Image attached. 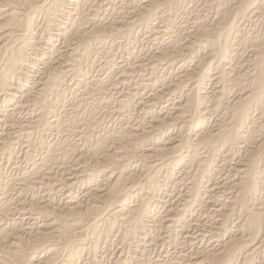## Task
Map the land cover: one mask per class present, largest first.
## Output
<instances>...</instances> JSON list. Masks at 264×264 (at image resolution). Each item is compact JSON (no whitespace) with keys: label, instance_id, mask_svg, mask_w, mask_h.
Instances as JSON below:
<instances>
[{"label":"bare ground","instance_id":"bare-ground-1","mask_svg":"<svg viewBox=\"0 0 264 264\" xmlns=\"http://www.w3.org/2000/svg\"><path fill=\"white\" fill-rule=\"evenodd\" d=\"M127 1L117 6L124 9L122 14L107 20L105 15L99 16L104 2L95 1L93 5L92 0H0V94L14 99L20 93L21 99L12 102L11 111L27 107L29 113H34L15 133L7 135L4 128L0 129V160L5 155L11 160L17 146L14 142L22 135L28 139L39 129L53 128L62 135L68 132L77 137L73 142H66L65 137L61 139L66 140L63 143L50 142L45 153L36 154L41 155L14 175H4L0 167V264H78L84 260L85 264H98L100 258L104 261L107 257H101L103 250L109 251L114 244L121 252L112 264L121 262L123 250L136 258L137 264H264V0ZM175 5L190 8L187 19L173 20L171 11L175 12ZM204 11L213 13L208 16ZM40 15L46 19L47 31L56 30L54 34L62 40L64 53L58 52L60 47L55 44L57 52L49 47L51 57L40 67L34 64L36 67L30 69L33 56L26 50L33 40L25 33H34ZM244 26H249L247 32ZM139 30L147 32L150 46L153 44L146 53L141 50L143 57L130 47L134 52L128 51L129 58L121 54L125 59L118 66L111 70L109 66V71L98 79L86 80L83 65L95 58L91 49H112L114 38L137 41ZM41 36L46 38L45 34ZM91 42L100 45L88 48ZM201 49H206L201 51L205 54L199 53ZM178 62L181 70L175 72L172 83L160 82L159 71L173 70ZM30 72H34L35 79H30ZM66 79L81 86L80 94H76L97 95L103 107L108 106L111 96L119 95L114 96L115 106L109 104L110 108L104 110L109 116L114 112L123 115L119 126L109 131L101 118L103 126L98 124L99 119L92 123L81 118L87 110L82 113L81 104L73 101L76 95L62 100L63 87L70 88L66 85L70 80L65 84ZM175 89L180 92L178 96ZM139 90L148 95L145 101L137 100L135 104L142 110V117L149 118L147 124L133 122L127 115L135 106V99L130 97H137ZM163 101L166 105H162ZM7 105L10 104L6 102ZM77 108L81 112L74 119L75 115L70 116ZM165 109L168 116L163 113ZM212 114L215 116L209 124L212 117L208 116ZM64 116H68L66 123ZM81 125L88 128L86 132H81ZM171 126L175 133L160 136L162 129ZM81 143L83 151H78ZM229 160L234 162L224 168ZM86 161H90L89 166L84 165L79 175L76 166ZM135 162L139 166L133 169ZM91 176L101 177L99 184L83 190L82 199H78L76 193L72 194L74 183L88 181ZM167 183L173 187L174 194L166 191L174 195V201L169 200L161 212L159 208L164 203L159 192ZM36 187L41 191L37 192ZM21 191L30 195L24 198ZM48 191L62 196L65 202L49 198ZM14 193H18L15 204L9 202ZM12 214H28V219L44 221L32 227L23 226L21 221H2V217ZM156 225L161 231L155 235L152 230ZM157 244L169 249L162 255L156 251L155 258L150 253L148 258L144 251Z\"/></svg>","mask_w":264,"mask_h":264},{"label":"rangeland","instance_id":"rangeland-1","mask_svg":"<svg viewBox=\"0 0 264 264\" xmlns=\"http://www.w3.org/2000/svg\"><path fill=\"white\" fill-rule=\"evenodd\" d=\"M99 2V3H97V4H100V3H102V2H104V1H102V0H92V2H94L93 3V5L96 3V2ZM113 0H106L104 3H102V6L103 7H105V8H103L102 7V9L100 10V15L99 16H103V15H105L104 16V18H107V20H109V18H111V17H114V16H116L117 15V13L119 14H122L123 13V11H124V9H123V11L121 10V8H117V6L119 5V2H123V3H126V2H129V1H127V0H125L126 2H124V0H114L113 2H112ZM134 2H133V4H140L141 2H138L139 0H133ZM92 2H91V4H92ZM118 2V3H117ZM137 2V3H136ZM198 2H201V0H198ZM109 4V5H108ZM112 4V5H111ZM117 4V5H116ZM132 3H130V5H131ZM106 5H108L109 6V8H111V9H108V6H106ZM114 5V6H113ZM181 6V8L179 9L178 7H179V5H175L174 6V8H175V12H173L174 10V8L172 9V7H171V10H173V11H171V17H173V20L174 21H180V20H185V19H187L188 18V16H189V12L188 11H190V10H187V9H190L187 5H180ZM184 6V7H183ZM115 7V8H114ZM91 9L93 8V6H91L90 7ZM114 8V9H113ZM116 8H117V10H116ZM183 8V9H182ZM185 8V9H184ZM121 11H119V10ZM177 9V10H176ZM112 10V12H110ZM183 10H185V12L183 11ZM105 11V12H104ZM107 11V12H106ZM116 11H118V12H116ZM167 11V10H166ZM177 11H178V14H177ZM180 11V12H179ZM183 11V12H182ZM209 12V13H208ZM173 13V14H172ZM175 13V14H174ZM183 13H185V14H183ZM211 13H213V11H204L203 12V14L204 15H211ZM110 15V17H109V15ZM113 14V15H112ZM177 14V15H176ZM184 16H183V15ZM175 15H176V17H175ZM179 15V16H178ZM98 16V15H97ZM98 16V17H99ZM182 16V17H181ZM42 19H40V18ZM43 17V18H42ZM178 17V18H177ZM65 18H66V16H65ZM38 19H40V20H38ZM172 19V18H171ZM37 20H38V25L36 26V30L34 29V33L32 34L31 32H27V33H25L26 34V37H31V40H33L32 42H31V47L30 46H28L27 47V52H28V50H29V55H32L31 57H32V59H33V63L31 64L30 63V69L31 68H33V67H40L41 65H43V61H47L51 56H50V52H48V50H49V47L51 48V47H54L55 49H56V52H57V49H58V47H60L59 49H58V52H60V53H64V51L62 52V50H63V47L61 46V44H63V42H62V40L59 38L58 39V35H56V34H54V33H56V30L55 31H53L52 29H49L48 31H47V29H45L44 28V26H45V24H46V19L44 18V16L43 15H40V16H38L37 17ZM42 22V23H41ZM55 23V22H54ZM44 24V25H43ZM249 26H250V29L252 28V26L250 25V23L248 24ZM42 26V27H41ZM249 26H244V29L246 30V32L248 31L247 30V28H249ZM259 26V25H258ZM40 27V28H39ZM157 28H159V29H161L162 27L160 26V23H158L157 24ZM46 30L45 32L44 31H42V30ZM52 30V31H51ZM245 30H242V33H244L245 32ZM37 33H36V32ZM39 31V32H38ZM50 31V32H49ZM140 31L141 30H139V32H138V37H139V35H140V37L138 38L137 37V41H132V42H126V41H124V40H121V39H116V38H114L112 41H111V43H113V47L114 48H109V46H107V49H106V46H104L105 47V49L107 50V52H106V50L104 49V47L103 48H99V49H94V51H93V49H91V51L92 52H94V56H95V58L93 57L92 59L94 60H90V64H94L93 65V67H92V65H90L89 63H87V64H85V67H84V65H83V74H85L84 76H86L87 78H86V80L87 81H89V79L90 80H94L95 79V77H96V79H98L99 77H102L103 75H104V73H107L109 70H111L112 68H114V67H116V66H118L119 64H120V61L122 60V59H125V57H126V59L127 58H129L128 56L130 55L131 56V54H129V52H131V51H133V49H134V51L136 50V51H138V54L139 53H142V51L141 50H143L145 53L151 48V47H153L152 45L150 46V44L152 43L151 42V39H148L147 38V32H143L142 33V31H141V33H140ZM41 32H42V34H41ZM38 33H40V36L41 35H44L45 34V37L46 38H44V36H39L38 37ZM46 33H47V36H46ZM50 33V35L52 36V34H53V37H51L50 35H48ZM146 33V34H145ZM249 33V32H248ZM247 33V34H248ZM251 33V32H250ZM28 34H29V36H28ZM246 34V35H247ZM30 35H32V36H30ZM33 35H35L36 37H34ZM135 35H137V32L135 33ZM48 37V38H47ZM56 39H55V38ZM143 37V38H142ZM34 38V39H33ZM43 38V39H42ZM146 38V40H144ZM49 39V40H48ZM60 40V41H58V40ZM139 39H140V41H139ZM142 39V40H141ZM54 40V41H53ZM118 40V41H117ZM148 40H150V41H148ZM34 41H37V42H34ZM58 41V42H57ZM43 42H45V43H43ZM120 42H122V43H120ZM124 42H126L125 44H124ZM144 42V43H143ZM36 43V44H35ZM43 44V46H42V44ZM47 43H49V44H47ZM61 43V44H60ZM117 43V44H116ZM136 43H138L139 45H141L140 47H139V45L138 44H136ZM34 44V45H33ZM55 44H57L58 45V47H57V45H55ZM95 44L97 45V46H99L100 44H98L97 42L95 43H93V42H91V43H89V47L88 48H92V47H97V46H95ZM126 44L129 46L130 44V46L128 47V46H126ZM135 44H136V46H138V47H136L135 46ZM148 46H147V45ZM46 45V46H45ZM119 45V46H118ZM120 45H121V48H120ZM38 46V48H41V49H36V47ZM40 46V47H39ZM45 46V47H44ZM91 46V47H90ZM150 46V47H149ZM30 47V48H29ZM115 47H118V48H115ZM130 47H132V48H130ZM142 47V48H141ZM61 48H62V50H61ZM119 48H120V50H119ZM144 48V49H143ZM149 48V49H148ZM45 49V50H44ZM116 49V50H115ZM122 49V50H121ZM35 50V51H34ZM38 50V51H37ZM101 50V51H100ZM104 50V51H103ZM113 50H114V52H113ZM124 50H125V52H124ZM204 50H206V49H201L200 51H199V53H204L205 54V52H201V51H204ZM37 51V52H36ZM43 51V52H42ZM96 51V52H95ZM116 51V52H115ZM120 53H118V52ZM129 51V52H128ZM133 51V52H134ZM33 52V53H32ZM103 52V53H102ZM104 52H106V53H104ZM109 52V53H108ZM122 52V53H121ZM124 52V53H123ZM128 52V55L126 54ZM32 53V54H31ZM38 53H39V55H38ZM144 53V54H145ZM97 54V55H96ZM99 54V55H98ZM105 54V55H104ZM113 54V55H112ZM121 54H123V55H121ZM143 54V53H142ZM142 54H139L140 55V57H143V55ZM35 55H36V57H35ZM142 55V56H141ZM40 56V57H39ZM42 56V57H41ZM48 56V57H47ZM99 56V57H98ZM110 56H112V57H110ZM123 56V57H122ZM107 57V58H106ZM109 57V58H108ZM36 58H38L37 60H36ZM39 58H40V60H39ZM104 58V59H103ZM115 58V59H114ZM117 58V59H116ZM46 59V60H45ZM100 59H102L101 61H100ZM107 59V60H106ZM112 59V60H111ZM40 61V62H39ZM93 61V63H91ZM99 61V62H98ZM105 61H107V62H113V63H107V62H105ZM36 62V63H35ZM118 62V63H117ZM99 63V64H98ZM114 63H115V65H114ZM117 63V64H116ZM34 64H37L36 66L34 65ZM180 64H181V62H178V63H176V65L173 67V70L172 69H167V71L165 72V69L163 70V72L161 73V71H159V76H158V78L160 77V82H162V83H164V84H167L168 82L169 83H172V81H173V79H174V77H175V74L178 72V71H180L181 70V68H179L180 67ZM87 65V66H86ZM100 65V66H99ZM105 65V66H104ZM111 65H113V66H111ZM178 65V68L176 67ZM189 66H191L192 65V63H190V64H188ZM184 66L185 67V69H187V68H189V66ZM33 66V67H32ZM91 66V67H90ZM109 66H110V69H109ZM97 67V68H96ZM103 69L102 71L100 70L101 68ZM106 67V68H105ZM176 67V68H175ZM184 67L182 68V69H184ZM87 68V69H86ZM93 68V69H92ZM105 68V69H104ZM96 69V70H95ZM109 69V70H108ZM177 71H176V70ZM89 70V71H88ZM107 70V71H106ZM171 72H170V71ZM87 71V72H86ZM91 71V72H90ZM95 71H97V73L95 72ZM101 71V72H100ZM174 71V72H173ZM85 72V73H84ZM93 72H95V73H93ZM100 72V73H99ZM103 72V73H102ZM169 72V73H168ZM176 72V73H175ZM212 72H214L213 70H212ZM32 73V74H31ZM99 73V74H98ZM164 73V74H163ZM166 73V74H165ZM87 74L88 75H90V77H92V78H90L89 76H87ZM174 74V75H173ZM30 75H32V76H30V79H35L36 78V76H33L34 75V72H30ZM98 75V76H97ZM169 75V76H168ZM168 76V77H167ZM171 76V77H170ZM174 76V77H173ZM34 77V78H33ZM89 77V78H88ZM94 77V78H93ZM161 77H162V80H161ZM164 77V78H163ZM167 78V79H166ZM165 79V80H164ZM169 79V80H168ZM69 80L70 79H66L65 80V84L66 83H68L69 82ZM70 82H71V80H70ZM68 83V84H66V85H68L67 87H70V88H66V86H64L65 84H63V91L61 92V97H62V94H63V92H64V94H65V96H64V94H63V97H62V100H65V99H67L66 101H68V100H70L71 98H74V96L76 95H78V97H76L75 96V99H73V101L74 100H76V101H78V104L80 105V107L82 108V107H84V108H79L80 110H83V109H85V111L87 110V111H89L90 112V110L91 109H95L94 111L93 110H91V112L90 113H88L87 111V113H88V115L87 114H85L86 112H84V110L82 111V115H81V118H83V119H85V118H88V121L89 122H94V121H98V119L99 118H101V119H103V122L105 123H103L102 122V120L101 119H99V121H98V124H101L102 126H103V124L104 125H106V126H104L105 128H107V129H109V131H111L112 130V128L114 127V125H118V124H120V121H121V119L123 118V115H121V116H119V114L118 113H116V112H114L112 115H108L107 113H105V111H106V108L108 107V108H110L109 107V104H110V106L111 107H114L115 106V103L116 102H113V101H115L116 100V98L119 96V95H116V94H114L113 96H111V99H109L110 100V102H109V104H108V106L106 107V106H102V105H99L98 104V96L97 95H95V94H93V93H85V97H87V98H85L84 97V95L82 94L81 96L79 95L80 94V90H81V86H77L78 84L76 83V85H75V81H73V79H72V82L71 83ZM70 84V85H69ZM74 84V85H73ZM72 85V86H71ZM74 87V88H73ZM76 88V89H75ZM78 88H80V89H78ZM66 89V90H65ZM78 89V90H77ZM72 90V91H71ZM77 90V91H76ZM177 92V96L180 94V92H179V90L178 89H175ZM210 90V89H209ZM71 91V92H70ZM74 91H75V93H74ZM121 91H123V88H121ZM140 91V92H139ZM138 91V96L136 97V94H134V95H132L130 98H131V100H133V99H135V101L133 102L134 103V105L135 104H138L137 102L140 100V101H145V99H147V97H148V95L143 91V90H139ZM68 92H70L69 94H68ZM76 92H78L77 94H76ZM143 92V93H142ZM142 93V94H141ZM71 94V95H70ZM19 95H20V93H16V96L14 97V99L12 98V97H8V96H6V95H1L0 94V99L2 98V97H4V99H1L0 100V129H5L4 130V132L7 134V135H9L10 134V132L12 131L13 133H15V132H17V130H18V127H19V125L20 124H22L23 125V123H26L27 122V120L25 121V119H28L32 114H34V113H29L28 111V109H26L27 107H24V108H22L21 109V111L19 110V111H17V110H15V112H12L11 111V106H13V103H16V102H18V101H20V99H19ZM66 95H67V97H66ZM88 95H90V96H88ZM142 95V96H141ZM144 95H146V96H144ZM92 96H94V97H92ZM114 96L116 97V98H114ZM69 97H71L70 99H69ZM80 97V98H79ZM82 97V98H81ZM89 97V98H88ZM141 97V98H140ZM144 97V98H143ZM146 97V98H145ZM7 98V99H6ZM9 98V99H8ZM64 98V99H63ZM92 98V99H91ZM97 99L96 100V102H95V100L93 101V99ZM136 98H138V99H136ZM177 98V97H176ZM11 99V100H10ZM77 99H79V100H77ZM82 99H83V101H82ZM113 99V100H112ZM115 99V100H114ZM6 100V101H5ZM17 100V101H16ZM84 100H86L85 102H84ZM87 100H89V101H87ZM92 100V101H91ZM112 100V101H111ZM138 100V101H137ZM212 100H214V99H212ZM10 101H11V103H10ZM16 101V102H15ZM76 101H74V102H76ZM137 101V102H136ZM2 102V103H1ZM6 102H7V104H10V105H7L6 106ZM80 102V103H79ZM86 103L85 105H87L86 107H85V105H84V103ZM136 102V103H135ZM5 103V105H3ZM95 103V104H94ZM97 103V104H96ZM165 103V104H164ZM77 104V105H78ZM91 104V105H90ZM93 104H94V106H93ZM114 104V105H113ZM159 103H157V105H158ZM166 105V102H164L163 101V103H162V105ZM79 105H78V107H79ZM89 105H90V107H89ZM95 105H96V107H95ZM113 105V106H112ZM2 106V107H1ZM10 106V107H9ZM100 106H102V107H100ZM77 107V106H76ZM93 107H95V108H93ZM100 107L102 110H100V108L98 109V108ZM134 108L133 109H130L129 110V112H128V116L129 117H131V120L133 121V120H135V122L137 123H144V124H147V122H148V120H149V118H143L142 117V110L139 108V107H137L136 105L135 106H133ZM4 108V109H3ZM89 108V109H88ZM105 108V109H104ZM136 108V109H135ZM139 108V109H138ZM9 109V110H8ZM24 109V110H23ZM76 109V108H75ZM78 108H77V110H79ZM99 111V112H97V110ZM23 110V111H22ZM28 110V111H27ZM76 110V112L73 114V115H71L70 117H73L74 115V119H75V117L77 116V115H79L80 113L79 112H81L80 110L79 111H77ZM105 110V111H104ZM135 110V111H134ZM137 110V111H136ZM139 110V111H138ZM156 111H157V113H158V109H155ZM4 111V112H3ZM26 111V112H25ZM58 111V110H57ZM104 111V112H103ZM131 111V112H130ZM12 112V113H11ZM16 112H17V114H16ZM20 113V115H19V113ZM24 114H23V113ZM97 112V113H96ZM133 112V113H132ZM138 112H139V114H138ZM3 113H5V114H8V115H5V114H3ZM22 113V114H21ZM28 113V114H27ZM58 113V112H57ZM91 113H94L93 115L91 114ZM98 113H100V114H98ZM135 113V114H134ZM161 114H163V113H165V114H163V115H165V116H168V112H166V109L165 110H163V113L162 112H160ZM2 114V115H1ZM14 114V115H13ZM30 114V115H29ZM77 114V115H76ZM98 116H100V117H98ZM102 114H106V116L104 117V115H102ZM131 114V115H130ZM3 115H5V116H3ZM11 115H12V117H11ZM19 115V116H18ZM21 115L24 117H21ZM213 115V116H212ZM212 115H210V116H208V118L210 119V117H212L211 119H210V121H209V119L207 118V120L210 122L209 124H211V122H212V120H213V118H214V116H215V114H212ZM17 116V117H16ZM83 116V117H82ZM102 116H103V118H102ZM109 116V117H108ZM134 116V117H133ZM138 117V118H136V117ZM7 117V118H6ZM19 117V118H18ZM28 117V118H27ZM68 116H64L63 118H64V120H63V122H67V120H68V118H67ZM69 117V118H70ZM91 117V118H90ZM92 117H93V119H92ZM96 117V120L94 119ZM98 117V118H97ZM108 117V118H107ZM115 117V118H114ZM14 118V119H13ZM113 118V119H112ZM133 118V119H132ZM140 118L144 121H142V120H140ZM10 119H13L12 121L10 120ZM15 119H17L16 121H15ZM23 119V120H22ZM91 119V120H90ZM104 119H107V120H104ZM20 120V121H19ZM115 120V122H113V121ZM119 120V121H118ZM137 120V121H136ZM140 122H139V121ZM2 121V122H1ZM6 121V122H5ZM11 121V122H10ZM14 121V122H13ZM19 121V122H18ZM22 121V122H21ZM76 121V120H75ZM111 121V122H110ZM16 122H18V123H16ZM92 122V123H93ZM102 122V123H101ZM113 122V123H112ZM134 122V121H133ZM3 123H5V124H3ZM111 123V124H110ZM115 123V124H114ZM118 123V124H117ZM6 124L7 125H9V126H7L8 127V129H6L7 127H6ZM13 124H16V125H14L13 126ZM112 124H113V126H112ZM5 127H4V126ZM12 125V126H11ZM112 127H111V126ZM95 126V125H94ZM114 127V129L115 128H117V127ZM81 128L83 127L82 125L80 126ZM79 127V129H81ZM170 129H168V128H165V129H162L161 131V133L163 134H160V136H164L165 134L167 135V134H173V133H175V130L176 129H174V127H169ZM44 129V130H43ZM43 129H39V130H37V131H35V132H33L32 133V135H33V137H32V135L30 136V137H28V139H27V136L26 135H22L21 136V138H19L18 140L17 139H15V140H17L16 142H14V144L15 145H17L16 147H15V145H14V147H15V153L13 154V156H11V160L10 159H5V158H8V156H3V158L0 160V163H1V170H2V173L4 174V175H14V174H16L20 169H24V168H26V167H28L30 164L29 163H32L33 161H36L39 157H40V155L42 154V152L43 153H45V151H46V148L47 147H49V145H47V144H49L50 142L51 143H53L52 141H54V143H56V141L58 140V141H62L61 139L62 138H64L65 137V139L67 140H65V139H63V141H62V143L63 142H69V141H75L76 140V136H72V135H70V134H68V132L66 133V132H63V135H62V133H58V132H55V130L56 129H54L53 130V128H43ZM47 129V130H46ZM86 129H88V128H86V127H83V129H81L80 131L83 133L84 131L83 130H85V132L87 131ZM49 130H51V131H49ZM165 130V131H164ZM167 130H168V132H167ZM170 130V131H169ZM173 132H172V131ZM39 131V132H38ZM46 131V132H45ZM45 132V133H44ZM47 132L49 133V132H52V133H50V134H47ZM54 132V133H53ZM170 132H172V133H170ZM9 133V134H8ZM44 133V134H43ZM56 134V135H55ZM58 134H59V136H58ZM6 135V136H7ZM44 137H43V136ZM48 135V136H47ZM52 135V136H51ZM68 135V136H67ZM26 136V137H25ZM35 136H37L36 138H34ZM54 136H56V137H54ZM67 136V137H66ZM49 137H50V140H48L49 139ZM70 137H72V138H70ZM22 138H23V141H25L24 142V144L22 145V146H20V143L22 144L23 143V141H22ZM37 138H38V140H37ZM40 138V139H39ZM41 138H42V140H41ZM45 138H47V139H45ZM55 138V139H54ZM58 138H60V139H58ZM31 139H33V140H31ZM68 139H69V141H68ZM73 139V140H72ZM27 140V141H26ZM47 141V143H46V141ZM31 141H32V143H31ZM34 141V142H33ZM35 141H38V142H35ZM40 141H41V143H40ZM44 143H43V142ZM57 141V143H60V142H58ZM18 142V143H17ZM28 142V144H26ZM35 143V144H34ZM40 143V144H39ZM24 145H25V147H24ZM29 145H31V146H29ZM41 145V146H40ZM44 145V146H43ZM80 145V144H79ZM27 146H29V147H27ZM33 146V147H32ZM43 146V147H42ZM83 147L84 146V144H82L81 143V145H80V147ZM27 147V148H26ZM30 147H31V149H30ZM36 147V148H35ZM81 147V149L80 148H78V151L80 150V151H83V148ZM24 148V149H23ZM29 148V149H28ZM43 148V149H42ZM35 150V151H32V150ZM42 149V150H41ZM19 150H24L23 152H25V153H23V152H21V151H19ZM19 151V152H18ZM30 152V153H29ZM38 152V153H37ZM29 153V154H28ZM32 153V155H30ZM34 153V154H33ZM39 153H41L40 155H37V156H39V157H37L36 156V154H39ZM17 155V156H16ZM25 155V156H24ZM33 155H34V157H33ZM16 158H15V157ZM28 156L30 157V158H28ZM24 158H26V159H24ZM233 159V158H232ZM9 160V161H8ZM26 160V161H25ZM11 161H13V162H11ZM28 161V162H27ZM235 161H237V158H235ZM6 162V163H5ZM8 162V163H7ZM27 162V163H26ZM89 162L90 161H86L85 162V164H84V162H80L79 163V165L78 166H76V168L77 169H84V167L86 166V168L89 166ZM231 162L233 163L234 162V160H229L228 161V163L225 165L224 164V168H229V165H231ZM19 163V164H18ZM25 163V164H24ZM88 163V164H87ZM2 164H3V166H2ZM12 164V165H11ZM17 164V166L19 167V169H18V167L17 166H14V165H16ZM81 164H83V165H81ZM138 163L137 162H135V164H132L133 165V169H136L135 167H137V166H139V165H137ZM20 165V166H19ZM25 165V166H24ZM85 165V166H84ZM10 166H12V167H10ZM15 168H14V167ZM79 166H81V167H79ZM17 167V168H16ZM23 167V168H22ZM131 168H132V166H131ZM18 169V170H17ZM11 170V171H10ZM12 170L15 172H12ZM224 170H226V169H224ZM17 171V172H16ZM12 172V173H11ZM78 172H80V173H78L79 175H82V172H81V170L80 171H78ZM9 173V174H8ZM11 173V174H10ZM60 173V172H59ZM63 174V173H62ZM95 177V178H94ZM100 178L101 177H99L98 176V178L96 177V176H91L90 177V179H88V181L87 180H84V182L83 181H76V183H74V185H73V189L72 190H74V191H72V194L74 195V193H76V195L75 196H78V199L80 198V199H82V197H81V192L83 191V190H90L89 188H91V189H93L92 187L94 186L95 187V185L94 184H96V186L99 184L98 183V181L100 180ZM215 179H216V176L214 177ZM98 179V180H97ZM90 180H91V182H90ZM85 181H87L86 183H85ZM80 182V183H79ZM82 182V183H81ZM91 183H93V184H91ZM81 184V185H80ZM83 184V185H82ZM87 184V185H86ZM170 186H169V185ZM89 186V187H88ZM168 186V187H167ZM167 186L166 187H164V189H162L160 192H159V196L161 197V203L163 202L164 204V206L161 204L160 205V208H159V210L162 212L163 210H164V208H165V206H167L168 204H170L171 203V200H172V202L174 201V198H173V194H174V190H173V187H172V185L170 184V183H167ZM172 187V188H171ZM86 188V189H85ZM166 188V189H165ZM168 189V190H167ZM41 191V190H39L38 189V187H36V191ZM80 190V192H78ZM165 190V191H164ZM169 191V192H173V194H171V193H169V192H167V191ZM37 191V192H38ZM163 191V192H162ZM24 192V193H23ZM21 191L20 193L22 194V196L24 197V198H26V196L28 195H30V194H27V192L26 191ZM52 192L53 191H51V193L48 191V193H50V194H48V197L49 198H51V199H55L56 201H58L59 203H62V202H65L64 201V198L62 197V196H60V195H58V194H52ZM78 192V193H77ZM163 193V194H162ZM165 193V194H164ZM167 193H168V195H169V199L167 198L168 196H167ZM16 193H14L13 195H11L10 196V199H9V202H13L14 204H15V201L17 202V200H18V198H17V195H18V193H17V195H15ZM27 194V195H26ZM26 195V196H25ZM53 195H54V197H53ZM57 195V196H56ZM16 196V197H15ZM27 196V197H28ZM14 199V201H13V199ZM17 198V199H16ZM57 198V199H56ZM166 198V199H165ZM12 199V200H11ZM60 199V200H59ZM164 200V201H163ZM167 200V201H166ZM169 200H170V203H169ZM62 201V202H61ZM166 201V202H165ZM67 203H68V200H67ZM166 203H168V204H166ZM160 211H158V212H160ZM25 215V216H24ZM24 215H18V214H12L11 216L9 215V216H7L6 218H4V217H2L3 219H2V221H4V219H6L5 220V222H12V221H15V222H19V223H21L22 222V224H23V226H25V224H26V226H29V227H32V226H38L39 224H41L42 223V221H44V220H42L41 218H37V219H34V220H32V219H28L27 218V216H28V214H24ZM204 216V215H203ZM21 217L23 218H26V219H21ZM14 219V220H13ZM11 220V221H10ZM36 220V221H35ZM21 221V222H20ZM25 221H28V222H25ZM36 222V223H35ZM41 222V223H40ZM31 223H32V225H31ZM159 226L158 225H156V229L154 228V230H152V234L154 233L155 235L157 234V232H159L160 233V231H159ZM158 230V231H157ZM153 231H155V232H153ZM158 233V234H159ZM85 240L86 239H84V242H85ZM87 241V240H86ZM117 245V246H116ZM114 244L112 247H111V249L109 250V251H106V252H110V253H106V252H104V250H103V253H102V256L101 257H104V255H107V257H108V259H107V257L105 256L104 257V261H103V258L101 259L100 258V261H99V263L98 264H112V261H114V260H116L115 258H117V255H119L120 253H119V246H118V244ZM158 245V244H157ZM154 247V246H153ZM153 247L150 249V248H147L145 251H144V253L145 254H147V255H149L150 256V253L152 254L151 256H152V258H155V257H157L158 256V252H159V254L160 255H162L163 253V251H165V250H168L169 249V247H167V246H164V247H162V246H160V245H158L157 247H159V248H157L156 247V245H155V247H154V249L155 250H153L154 251V254H153V251H152V249H153ZM112 248H117L118 250H116L115 251V249L113 250ZM157 248V249H156ZM160 248H161V250H160ZM165 248V249H164ZM104 249V248H103ZM142 249H144V247H142L141 248V250ZM159 249V250H158ZM149 250V251H148ZM102 251V250H101ZM112 251L113 252H116V253H112ZM125 250H123L122 251V253H121V255H120V258L122 259V260H120L122 263H124V264H126L127 262V264H137V261H136V258L134 259V257L132 258L131 256H129L130 254L127 252V250L124 252ZM148 251V252H147ZM156 251H158L157 253H156ZM121 252V251H120ZM126 252H127V256L129 257V259H128V257L125 255L126 254ZM139 252V251H138ZM118 253V254H117ZM156 253V254H155ZM104 254V255H103ZM117 254V255H116ZM122 255H124V256H126V257H124V256H122ZM156 255V256H155ZM110 256V257H109ZM116 256V257H115ZM137 256H140V254L138 253V255ZM148 256V258H151V256L149 257ZM155 256V257H154ZM123 257L124 258H126V260L125 259H123ZM105 259H106V262H105ZM113 259V260H112ZM129 260V261H128ZM132 260V261H131ZM81 261V260H80ZM101 261L102 262H104V263H101ZM126 263H125V262ZM86 263V260H84V261H81V263L80 262H78V264H85ZM121 262H119L120 264H122ZM130 262V263H129ZM135 262V263H134ZM118 263V264H119Z\"/></svg>","mask_w":264,"mask_h":264}]
</instances>
